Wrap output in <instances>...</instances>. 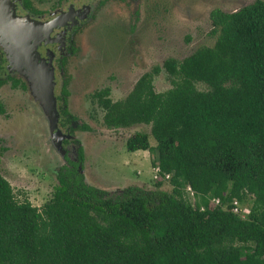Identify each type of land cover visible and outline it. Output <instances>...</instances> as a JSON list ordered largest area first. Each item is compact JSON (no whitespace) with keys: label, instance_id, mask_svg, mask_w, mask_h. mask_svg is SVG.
Masks as SVG:
<instances>
[{"label":"trees","instance_id":"trees-1","mask_svg":"<svg viewBox=\"0 0 264 264\" xmlns=\"http://www.w3.org/2000/svg\"><path fill=\"white\" fill-rule=\"evenodd\" d=\"M210 20L213 46L166 59L123 100L95 94L106 128L150 127L126 150L151 155L154 190L88 185L81 146L40 208L0 172V264H264V0ZM161 71L171 88L157 93ZM235 201L248 205L244 219Z\"/></svg>","mask_w":264,"mask_h":264},{"label":"rangeland","instance_id":"rangeland-1","mask_svg":"<svg viewBox=\"0 0 264 264\" xmlns=\"http://www.w3.org/2000/svg\"><path fill=\"white\" fill-rule=\"evenodd\" d=\"M99 1L87 0L91 8L86 19L72 25L69 33L74 52L63 74L57 70L51 80L57 114L62 104L57 97L66 82L68 116L76 120L73 135L64 138L66 144L60 139L65 136L62 131L57 127L61 133L56 134L51 127L41 92L31 89L30 77L24 79L26 89H14L9 83L0 88L4 109L0 114V172L18 200L27 199L37 208L51 198L57 183L55 171L67 163L64 153L76 160L77 143L83 149L82 174L88 185L109 192L130 186L154 190L151 155L126 150L128 138L135 133L150 135V127L106 128L95 94L108 89L111 101L123 100L143 74L161 67L166 59L181 61L200 47L213 46L212 11L232 13L255 0H111L97 11ZM6 7L16 16L12 7ZM0 40V50L9 51L7 41ZM2 73L10 74L7 62ZM153 86L157 93L171 88L164 71L154 77ZM197 88L206 90L202 84ZM148 140L155 145L151 136ZM161 189L170 192L172 187L165 182ZM187 197L193 203L194 197L189 193ZM242 209L248 211V205Z\"/></svg>","mask_w":264,"mask_h":264},{"label":"flooded vegetation","instance_id":"flooded-vegetation-1","mask_svg":"<svg viewBox=\"0 0 264 264\" xmlns=\"http://www.w3.org/2000/svg\"><path fill=\"white\" fill-rule=\"evenodd\" d=\"M3 1L6 5L14 9L16 16L20 17L19 20L22 21L20 28H28V30L24 34H21V45L4 39L9 45L7 46L9 51L7 49L0 50V80L4 81L0 88L9 83L14 89L17 87L26 89L24 79L30 77L29 81H31L34 79V76L27 71L24 63L37 64L45 67L48 75L51 74L53 79H55L57 70H59L58 73L63 74V69L67 67L68 59L74 52L72 38H70L69 33L72 32V25H80L81 21L86 19L90 7L87 4V0ZM105 1L108 2L111 0L99 1L96 5L97 11L106 3ZM28 38L33 40L30 41ZM36 41L38 42L35 44ZM0 42L2 41L0 40ZM5 62H7V69L10 70V74L7 75L2 73ZM14 82H16L15 86H13ZM60 93L61 96L57 98L58 100L60 99L62 104L57 106L58 118L56 125L65 136L69 133L73 135L76 120L74 117L68 116L65 104L67 97L66 82L62 84ZM0 104L2 105L1 102ZM64 109L67 115L62 114ZM0 114H4V109L3 113ZM67 141V139H63L62 145L66 144ZM78 148L79 144L77 143L74 147L76 154L75 162H77ZM61 151L64 152L65 150L63 149ZM64 154L67 162L70 159L68 158L67 152ZM81 169L82 166H80L79 170L82 171Z\"/></svg>","mask_w":264,"mask_h":264},{"label":"water","instance_id":"water-1","mask_svg":"<svg viewBox=\"0 0 264 264\" xmlns=\"http://www.w3.org/2000/svg\"><path fill=\"white\" fill-rule=\"evenodd\" d=\"M18 21L19 19L6 7V3H4L3 0H0V37L12 41L14 44L21 45V34H24L28 28H20V23H18ZM24 64L27 71L34 76V79L29 81L31 89L36 87L41 92L43 109L47 113L50 125L54 128L56 134H60L61 132L56 125V102L51 84L53 76L51 74L48 75L43 66L30 63ZM62 137L60 139H64L66 136Z\"/></svg>","mask_w":264,"mask_h":264},{"label":"built area","instance_id":"built-area-1","mask_svg":"<svg viewBox=\"0 0 264 264\" xmlns=\"http://www.w3.org/2000/svg\"><path fill=\"white\" fill-rule=\"evenodd\" d=\"M154 180L157 178V172H158V168H154ZM168 175H165V179H168ZM187 192L189 194H191V196H193V193L190 191V188H186ZM211 203H213L214 205H218L219 201L216 199L211 200ZM232 212L236 215H238L240 218L244 219L248 214H249V209L247 210H243L240 205L235 201L232 203ZM244 213V214H243Z\"/></svg>","mask_w":264,"mask_h":264},{"label":"crops","instance_id":"crops-1","mask_svg":"<svg viewBox=\"0 0 264 264\" xmlns=\"http://www.w3.org/2000/svg\"><path fill=\"white\" fill-rule=\"evenodd\" d=\"M138 152H139V153H145L146 151H136V152H132V153L129 152V153H130V154H136V153H138ZM147 153H148V152H147Z\"/></svg>","mask_w":264,"mask_h":264}]
</instances>
